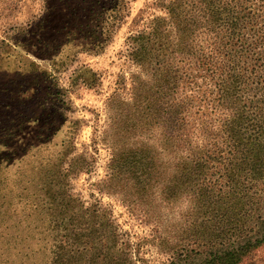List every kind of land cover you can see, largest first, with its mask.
Listing matches in <instances>:
<instances>
[{
  "label": "trees",
  "instance_id": "16d2710c",
  "mask_svg": "<svg viewBox=\"0 0 264 264\" xmlns=\"http://www.w3.org/2000/svg\"><path fill=\"white\" fill-rule=\"evenodd\" d=\"M155 5L162 14L128 39L140 72L104 188L151 234L132 241L111 214L74 208L65 178L80 168L72 160L62 169L71 142L50 154L41 189L27 162L14 179L2 151L0 264H150L152 240L165 264H259L251 259L264 246V0ZM129 8V0H47L43 20L54 17L63 31L58 47L100 51ZM46 94L58 105L51 126L64 125L63 90L50 80Z\"/></svg>",
  "mask_w": 264,
  "mask_h": 264
},
{
  "label": "rangeland",
  "instance_id": "374dc122",
  "mask_svg": "<svg viewBox=\"0 0 264 264\" xmlns=\"http://www.w3.org/2000/svg\"><path fill=\"white\" fill-rule=\"evenodd\" d=\"M129 1L130 10L116 24L109 42L102 50L91 51L72 45L58 47L63 31L53 30L54 17L51 23L43 20L47 0H0V142L8 144L0 146V153L4 151L7 163H3L12 167L14 179L23 177L27 162L36 176L35 188L41 189V175L50 154L64 141L71 142L74 150L63 161L62 169L72 160L80 168L79 173L65 178L69 183L65 193L74 200V208H88L90 213L98 208L102 219L111 214L120 230L127 233L124 238L136 241L151 234L149 227L104 188L113 146L129 125L132 77L140 72L128 56V39L162 11L155 5L157 0ZM49 76L65 95L66 105L60 111L64 125L51 126L58 117H49L50 108L58 110V105L46 94ZM48 137H53V145L58 144L50 152L44 143ZM40 193L45 198L44 192ZM151 244L144 247L143 257L150 264H165L169 256L157 252V242L152 240ZM252 255L251 261L264 264V246Z\"/></svg>",
  "mask_w": 264,
  "mask_h": 264
}]
</instances>
